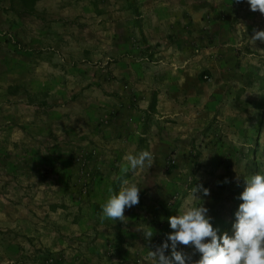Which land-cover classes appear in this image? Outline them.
Segmentation results:
<instances>
[{"label":"crops","instance_id":"crops-1","mask_svg":"<svg viewBox=\"0 0 264 264\" xmlns=\"http://www.w3.org/2000/svg\"><path fill=\"white\" fill-rule=\"evenodd\" d=\"M54 1L36 5V16L48 21L49 36L56 38L55 45L45 49L55 52L60 66L72 63L89 72L73 79L77 84L87 81L88 89L76 94L75 120L64 125L60 139L84 155L79 162L89 167L95 182L89 203L78 207L76 219L59 218V205L48 204V218L40 221L44 227L27 239L34 246L38 237L43 250L70 258L71 264H99L102 247L119 239L121 223L101 221V205L119 192L123 180L142 186L140 195L145 196L152 192L151 180L169 179L174 167L167 164L191 151L192 140L221 112L225 85L235 78L238 52L254 43L255 31L264 30V14L236 0H100L103 6L92 4L85 14L80 7L71 9L68 0ZM60 2L58 8L53 6ZM88 34L94 38L85 42ZM145 150L152 153V164L124 173L127 155ZM57 155L44 174L56 172V187L65 191L71 161L62 150ZM55 166L57 171L52 170ZM129 210L138 212L140 205ZM68 237L79 242L92 237L94 242L80 252ZM5 244L14 250V241ZM136 252L127 249L122 258Z\"/></svg>","mask_w":264,"mask_h":264},{"label":"rangeland","instance_id":"rangeland-1","mask_svg":"<svg viewBox=\"0 0 264 264\" xmlns=\"http://www.w3.org/2000/svg\"><path fill=\"white\" fill-rule=\"evenodd\" d=\"M61 3L53 6L58 8ZM68 3L73 10L80 7L84 14L92 4L103 6L100 0ZM10 7L11 0H0V264H71L70 258L43 250L38 237L33 239L38 243L31 246L27 235L33 230L40 232L37 227L48 218V204L59 205V218L76 219L78 207L89 203L95 178L89 167L79 162L84 155H77V150L66 147L60 139L65 134L64 125L75 120L72 108L79 105L76 94L88 89L87 81L77 84L73 79L89 72L72 63L57 64L55 52L45 49L56 42L55 36H49L52 27L48 21L38 16L19 18ZM93 38L91 34L83 36L85 42ZM238 56L235 78L225 85L221 112L192 140L191 151L167 164L174 167L169 179L151 180L152 192L140 195V210L125 209V222L118 225L119 239L102 247L99 264H117L127 249L137 252L130 259L122 258L121 264H155L149 250L154 251L173 231L168 217L178 215L190 199L192 183L210 189L203 204L210 210L214 227L221 233L230 232L234 213L242 203L237 197L244 189V177L264 169V42L242 45ZM61 150L71 161L65 191L56 187V172L50 177L44 174ZM52 170L57 171L56 166ZM147 228L155 234L151 242L137 231ZM42 229L46 234V228ZM135 236L138 242L127 240ZM91 238L80 242L78 237L67 239L83 252L93 244ZM7 241L15 242L14 250L8 248ZM180 249L192 251L189 246L181 245Z\"/></svg>","mask_w":264,"mask_h":264},{"label":"clouds","instance_id":"clouds-1","mask_svg":"<svg viewBox=\"0 0 264 264\" xmlns=\"http://www.w3.org/2000/svg\"><path fill=\"white\" fill-rule=\"evenodd\" d=\"M236 2H246L251 11L264 14V0ZM251 39L264 42V30L255 31ZM126 160L122 171L134 172L146 165L150 166L153 155L145 150L127 155ZM244 178V189L237 197L242 203L234 213L230 232L223 233L220 228L214 227L210 210L203 204V197L210 195V189L203 184L192 183L190 199L178 210V215L168 217L173 231L154 251L149 250V256L155 264H264V169ZM141 187L123 180L119 192L101 205V221L118 219L125 222V209L139 204ZM193 199L202 203L194 204ZM137 231L148 242L155 235L151 228ZM181 245L189 246L191 253L181 250ZM169 249L170 254H166ZM197 255L199 258L194 259Z\"/></svg>","mask_w":264,"mask_h":264},{"label":"trees","instance_id":"trees-1","mask_svg":"<svg viewBox=\"0 0 264 264\" xmlns=\"http://www.w3.org/2000/svg\"><path fill=\"white\" fill-rule=\"evenodd\" d=\"M42 0H11L10 11L16 14L19 18L36 16V5ZM156 98L151 102L150 109L156 106ZM122 252V249H121ZM121 252H119L121 254ZM166 254H169L168 252Z\"/></svg>","mask_w":264,"mask_h":264}]
</instances>
